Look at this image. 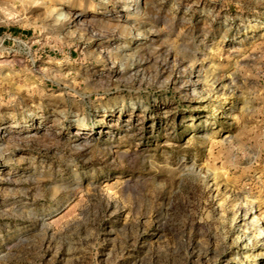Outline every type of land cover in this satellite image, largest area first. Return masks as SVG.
Returning a JSON list of instances; mask_svg holds the SVG:
<instances>
[{
	"label": "rangeland",
	"instance_id": "rangeland-1",
	"mask_svg": "<svg viewBox=\"0 0 264 264\" xmlns=\"http://www.w3.org/2000/svg\"><path fill=\"white\" fill-rule=\"evenodd\" d=\"M0 264H264V0H0Z\"/></svg>",
	"mask_w": 264,
	"mask_h": 264
}]
</instances>
